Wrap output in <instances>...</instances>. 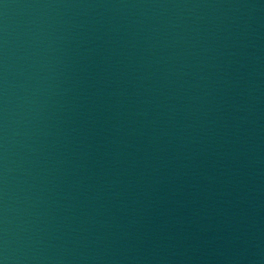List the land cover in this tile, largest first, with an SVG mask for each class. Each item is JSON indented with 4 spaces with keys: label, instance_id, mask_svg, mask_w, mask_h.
I'll return each instance as SVG.
<instances>
[{
    "label": "water",
    "instance_id": "obj_1",
    "mask_svg": "<svg viewBox=\"0 0 264 264\" xmlns=\"http://www.w3.org/2000/svg\"><path fill=\"white\" fill-rule=\"evenodd\" d=\"M0 264H264V0H0Z\"/></svg>",
    "mask_w": 264,
    "mask_h": 264
}]
</instances>
